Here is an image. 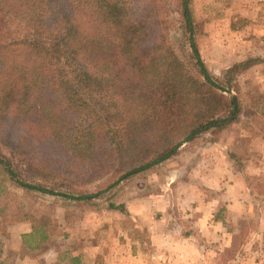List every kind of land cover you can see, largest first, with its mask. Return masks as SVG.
Here are the masks:
<instances>
[{
  "label": "trees",
  "instance_id": "16d2710c",
  "mask_svg": "<svg viewBox=\"0 0 264 264\" xmlns=\"http://www.w3.org/2000/svg\"><path fill=\"white\" fill-rule=\"evenodd\" d=\"M197 25L192 0H0V145L18 163L0 155L9 178L23 189L92 200L202 134L264 114L236 81L264 59L214 76ZM34 139L49 143L55 158L39 155ZM227 154L242 172L240 155ZM109 208L126 211L123 203ZM30 219L29 236L44 241L49 218Z\"/></svg>",
  "mask_w": 264,
  "mask_h": 264
},
{
  "label": "rangeland",
  "instance_id": "374dc122",
  "mask_svg": "<svg viewBox=\"0 0 264 264\" xmlns=\"http://www.w3.org/2000/svg\"><path fill=\"white\" fill-rule=\"evenodd\" d=\"M192 8L195 22L198 24L199 52L214 76L220 77L224 69L249 57L264 59V0H192ZM171 16L172 20L177 18L176 14ZM170 32L174 36L172 41L176 48L181 51L183 45L181 35L175 29H171ZM236 81L246 101L249 99L248 95L253 94L264 105V63L250 67L238 75ZM34 142L41 151L39 155L55 158L51 155L53 151L47 146L49 143L39 145L38 139H34ZM215 142L222 144L223 153L224 150L226 153L224 160L233 166L236 178L241 181L239 188H231L230 195L237 191L241 193L243 200L233 204L232 200L228 202L229 200L223 197L221 192L227 189L225 185L230 181L229 178L223 179L224 184L219 188H205L208 197L210 194L222 195V203L213 210L214 212L211 210L210 214L212 213V216L217 214L223 221H217L219 223L208 221L206 226H200L196 222L187 224L188 220L185 221L183 217L189 209L181 202L180 197L186 192V186H182V183L186 180L201 181L202 177L212 181L207 168L210 161L218 163L215 158L211 160L213 152L211 147ZM229 151H235L240 155L242 172L235 169L236 166L234 167L228 157ZM263 152L264 114L259 111L254 117L242 116L237 123L221 130L204 133L195 141L183 144L177 155L162 162L154 170L124 181L92 200L76 202L61 196L20 188L0 165V226L5 228L0 231V264L11 261L14 257L13 251L27 252L23 244H20L22 248H18L17 243L11 241V236H8L10 241L2 242L1 239L17 224L31 225L30 217L33 215L36 218L43 215L49 218L47 232L51 237L50 244L56 243L58 247L64 248L70 245L68 242L70 239L99 238L101 242L99 250H104L105 247L109 249L113 245L118 247L122 244L119 234L123 229L134 232V239L138 238L139 241L146 239V235L142 233L144 224L146 225L148 221L146 218L151 215L158 220L165 218L164 213L167 212L175 217L172 220L173 224L170 225L174 226L175 235H178L179 229L181 232L186 231L183 228L184 224L193 231L194 240L201 246L199 250L201 257L204 255L208 264H226L224 259H230L235 255L234 264H264V170H258L254 166ZM0 155L10 157L13 164L18 167L16 157L8 148L0 145ZM60 185L63 187L58 188L59 191H77L66 184ZM89 188L96 191L97 183L90 185ZM110 203L117 205L123 203L127 207L126 211L110 209ZM127 209L131 214L140 216H131L139 220L136 228ZM196 212L201 211L197 209ZM212 219L213 217L210 218ZM76 230L77 234H72ZM219 231L224 234L218 242L215 233ZM125 239L126 243L129 242L127 238ZM228 241L231 245L229 250L220 255L223 262L216 260L218 258L214 253L216 246L219 247V244L223 245ZM196 264L205 263L200 260Z\"/></svg>",
  "mask_w": 264,
  "mask_h": 264
},
{
  "label": "crops",
  "instance_id": "0c3cea01",
  "mask_svg": "<svg viewBox=\"0 0 264 264\" xmlns=\"http://www.w3.org/2000/svg\"><path fill=\"white\" fill-rule=\"evenodd\" d=\"M211 148H213L211 160L215 158V160L218 161L217 164H215L214 161H210V164H208L207 172L209 173L208 176H212V181L202 177L201 181L194 182L186 180L182 183V186H186V192L184 196L180 198L182 199L181 202L186 204L187 209H189V211L185 212L186 215L183 217L185 221L188 220L187 224L196 222V224H200V226H206L208 221H210V223H219L217 221H223L217 214L213 216L212 213L210 214L211 210L214 212L213 210L222 203V195L227 201L229 200L228 202L232 200L233 204L236 203V201L241 202L243 200V196L237 191H234V193L231 194L232 198H230L231 188H239L241 186V181L236 178L237 174L232 168L233 166L231 167L230 163L224 160V147L222 144H217L215 142ZM254 166L257 167L258 170H264V152ZM203 173H205L204 170ZM216 174L217 176H215ZM231 177H234V179H231ZM226 178H229L230 183L227 182L225 185L227 189L222 190V195L210 194L208 197L205 188H219L220 185L224 184L222 180ZM223 204H225V201H223ZM125 208L127 207L125 206ZM191 209L194 211H190ZM197 209L201 212L197 213ZM127 212L130 214V217H140L139 215L131 214L128 209ZM194 214L195 217H193ZM209 214L210 217H208ZM164 216L165 218H160L158 220L151 215L146 218L148 221H146V225L144 224V229H142V233L146 235V239L140 241L138 238L134 239V232L130 230L127 232L123 229L119 234L122 244L118 247L117 245H113L109 249L105 247L107 250H99V246H101L99 238L98 240L87 238L70 239V241H68L70 245L63 248L58 247L56 243L50 244L51 237L48 233L46 239L38 243L36 240L37 235L34 237L29 236L32 232L29 223H22L24 225L17 224L9 229L6 236L1 240L2 242L4 240L10 241L11 239L8 236H11V241L13 243L16 242L18 248H22L20 244H23V247L25 246L27 248V252L21 251V253H16V251H13L14 257L11 261H6L4 264H196L200 260L208 264L205 256L202 255L201 257V251H199L201 246L194 240L195 235L192 233L193 231L189 229V226L184 224L183 228H185L184 230L186 231L181 232L179 229L178 235H175L174 226H170L173 224L172 220H174L175 217H172L168 212L164 213ZM212 217L213 219L210 220ZM131 219L132 222H134V228H136L139 224V220H136L138 218L131 217ZM135 224L137 225L135 226ZM112 231L115 232V230ZM134 231H136V229H134ZM72 234H77V230ZM223 234L222 231L215 233L218 242L223 237ZM125 238H127L129 242L126 243ZM31 239L33 240L29 242V244H26V242ZM229 241L223 245L219 244V247L216 246V250H214V253L218 256L216 260L223 262V260L220 259V255L222 252H227L229 250L231 246ZM35 242H37V244ZM92 247H95V249H91ZM37 251L39 252L37 253ZM235 256L230 259L225 258L224 262H226V264H234Z\"/></svg>",
  "mask_w": 264,
  "mask_h": 264
}]
</instances>
